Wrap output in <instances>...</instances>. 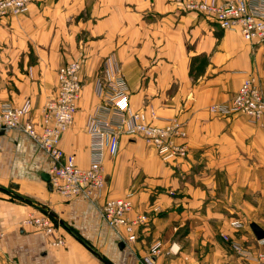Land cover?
Returning a JSON list of instances; mask_svg holds the SVG:
<instances>
[{"label": "crops", "instance_id": "crops-1", "mask_svg": "<svg viewBox=\"0 0 264 264\" xmlns=\"http://www.w3.org/2000/svg\"><path fill=\"white\" fill-rule=\"evenodd\" d=\"M187 1L210 0H34L22 15L0 18V104L30 100L40 112L58 69L86 58L79 109L61 139L79 166L90 164L87 122L112 64L134 111L153 108L157 124H185L189 151L167 163L140 138L124 137L105 161L99 199L67 202L42 179L47 154L18 130L0 132V264H142L157 245L155 264H252L262 248L251 224L264 227V130L210 107L230 102L250 76L264 92V44L222 30ZM127 196L130 217L148 218L135 243L100 212L106 199ZM39 214L51 217L54 236L25 223Z\"/></svg>", "mask_w": 264, "mask_h": 264}, {"label": "built area", "instance_id": "built-area-1", "mask_svg": "<svg viewBox=\"0 0 264 264\" xmlns=\"http://www.w3.org/2000/svg\"><path fill=\"white\" fill-rule=\"evenodd\" d=\"M33 1L0 0V18L22 15ZM185 6L215 22L222 30L238 29L246 41L264 44V0L187 1ZM85 63L86 58L82 56L58 69L55 90L48 95L38 113L30 100L22 105L0 104V132L18 130L47 154L52 190L67 202L78 197L90 201L99 199L106 186L105 161L119 155L124 137L140 138L167 163L187 158L189 154L184 142L185 124L178 118L157 124L158 117L153 108L134 111L118 65L112 64L97 81L96 91L101 103L87 122V133L91 138L90 164L86 168L79 166L75 155L61 148V139L73 125L79 109L83 89L81 73ZM210 112L225 117L246 116L264 130V92L260 81L253 76L247 77L230 102L214 104ZM100 212L109 227L121 231L130 243L137 241L138 229L148 222L144 215L130 217L133 202L128 196L106 199ZM25 223L46 236L55 235L56 227L47 214L33 215ZM3 237L0 232V242ZM52 244L60 246L64 240L56 238ZM257 244L262 249L253 257L252 264H264V239ZM232 248L237 255H246V250L239 244H233ZM160 254L158 245L152 247L143 257L142 264H155Z\"/></svg>", "mask_w": 264, "mask_h": 264}, {"label": "water", "instance_id": "water-1", "mask_svg": "<svg viewBox=\"0 0 264 264\" xmlns=\"http://www.w3.org/2000/svg\"><path fill=\"white\" fill-rule=\"evenodd\" d=\"M1 133H3V132H1ZM42 179H43L45 182L48 183L49 188L52 190V186H51V184H50V176H49V174H42ZM251 229H252V232H253V234L255 235V237H256L257 240H262V239H264V230H263V228H262L261 226H259V225L255 224V223H253V224H251ZM119 247H120V248H123V247H124V243L121 242V243L119 244Z\"/></svg>", "mask_w": 264, "mask_h": 264}, {"label": "rangeland", "instance_id": "rangeland-1", "mask_svg": "<svg viewBox=\"0 0 264 264\" xmlns=\"http://www.w3.org/2000/svg\"><path fill=\"white\" fill-rule=\"evenodd\" d=\"M172 162H175V161H172Z\"/></svg>", "mask_w": 264, "mask_h": 264}]
</instances>
